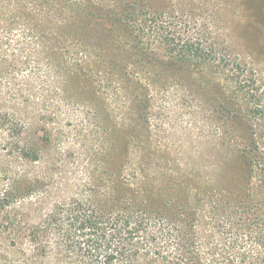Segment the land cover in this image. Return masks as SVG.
Segmentation results:
<instances>
[{
  "label": "rangeland",
  "instance_id": "rangeland-1",
  "mask_svg": "<svg viewBox=\"0 0 264 264\" xmlns=\"http://www.w3.org/2000/svg\"><path fill=\"white\" fill-rule=\"evenodd\" d=\"M256 139L264 0H0V264H79L55 249L70 205L109 213L135 170L239 185Z\"/></svg>",
  "mask_w": 264,
  "mask_h": 264
},
{
  "label": "trees",
  "instance_id": "trees-1",
  "mask_svg": "<svg viewBox=\"0 0 264 264\" xmlns=\"http://www.w3.org/2000/svg\"><path fill=\"white\" fill-rule=\"evenodd\" d=\"M182 55L196 59L195 44H184ZM125 153L129 157V147ZM235 162L226 167L242 168L244 181L227 179L220 189L186 180L163 187L155 171L135 170V179L121 184L122 196L116 194L119 200L109 213L88 201L70 205L57 220L55 249L64 257L73 253L79 264H264V185L255 186L249 176L264 178V145L254 140ZM170 190L187 197L168 196ZM72 234L83 242L70 248L66 238ZM50 247L43 243L39 250Z\"/></svg>",
  "mask_w": 264,
  "mask_h": 264
}]
</instances>
